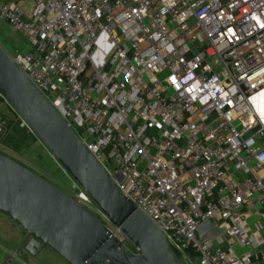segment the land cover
Wrapping results in <instances>:
<instances>
[{"label":"built area","instance_id":"obj_1","mask_svg":"<svg viewBox=\"0 0 264 264\" xmlns=\"http://www.w3.org/2000/svg\"><path fill=\"white\" fill-rule=\"evenodd\" d=\"M25 1L0 0V44L182 263L264 264V0ZM55 162L68 184L28 168L131 245Z\"/></svg>","mask_w":264,"mask_h":264},{"label":"water","instance_id":"obj_2","mask_svg":"<svg viewBox=\"0 0 264 264\" xmlns=\"http://www.w3.org/2000/svg\"><path fill=\"white\" fill-rule=\"evenodd\" d=\"M0 93L54 160L82 186L136 249L113 237L99 218L64 190L0 152V212L24 232L18 237L17 253L24 252L36 259L45 248H50L69 264H183L163 231L119 190L76 131L60 112L56 115L58 110L1 44ZM257 98L254 103L260 113ZM37 104L48 113L42 120L32 116ZM84 165H88L87 179L80 175Z\"/></svg>","mask_w":264,"mask_h":264},{"label":"rangeland","instance_id":"obj_3","mask_svg":"<svg viewBox=\"0 0 264 264\" xmlns=\"http://www.w3.org/2000/svg\"><path fill=\"white\" fill-rule=\"evenodd\" d=\"M32 4H33L32 0H27L23 3L22 7L25 10H29L30 8H32ZM1 35L5 39V43L3 42V44L5 46L9 45L11 49L12 48L15 49V47L19 45V43H22V38L19 35L12 33L8 29H3L1 31ZM5 48H7V46ZM257 102H258L259 110L262 112V116L261 114L260 116L264 120V92L258 95ZM0 107H1V112L4 115H6L7 118H9V121L10 120L12 121L11 132L9 133L8 137L4 141V147L9 151V152H5V154L15 159L16 161L20 162L21 164L25 165L26 167L33 166L36 170L37 169L42 170L47 175H50L56 178L61 184H68L69 182L67 178L65 177V175H63L60 172L57 166L54 165V166L48 167L46 165L41 164L36 159L38 153L36 152V145L34 142L35 140H37V144H39V141H38L39 138L36 136L37 139H35L33 135H31L32 137L30 139L27 137L28 136L27 130L30 127L25 123L23 118L18 113H15L14 112L15 110L12 109V106L7 103H2ZM33 138H34V141H33ZM1 152L3 153L4 151L1 150ZM17 157L23 162L18 160ZM188 180H189L188 177L184 178V182ZM129 246L134 251H136L135 247H133L132 245H129Z\"/></svg>","mask_w":264,"mask_h":264},{"label":"crops","instance_id":"obj_4","mask_svg":"<svg viewBox=\"0 0 264 264\" xmlns=\"http://www.w3.org/2000/svg\"><path fill=\"white\" fill-rule=\"evenodd\" d=\"M27 135L29 139L32 137L31 135L37 139L36 135L29 128ZM38 141L39 144H37V140L34 142L36 152L38 153L36 159L48 167L56 166V162L48 149L40 140ZM23 235V229L11 220L8 215L0 212V262L10 261L11 264H69L50 248H45L36 259L31 258L24 252L17 253L16 250L19 246L18 237H22Z\"/></svg>","mask_w":264,"mask_h":264},{"label":"clouds","instance_id":"obj_5","mask_svg":"<svg viewBox=\"0 0 264 264\" xmlns=\"http://www.w3.org/2000/svg\"><path fill=\"white\" fill-rule=\"evenodd\" d=\"M99 47V46H98ZM102 67V65H100ZM62 97H58L57 100L55 101L56 104H59L60 107H59V111L56 112V115L58 116L59 115V112L61 111H65L62 103ZM55 111V109H54ZM45 114L48 115L47 113V110L42 106V105H39L37 104L33 109H32V116L35 120H42L45 118ZM101 144L104 143V141H100ZM95 151V150H93ZM88 165H84L82 168H81V171H80V175L84 178V179H87L88 177ZM239 230V229H238ZM253 240H255V237H253Z\"/></svg>","mask_w":264,"mask_h":264},{"label":"trees","instance_id":"obj_6","mask_svg":"<svg viewBox=\"0 0 264 264\" xmlns=\"http://www.w3.org/2000/svg\"><path fill=\"white\" fill-rule=\"evenodd\" d=\"M8 124H9V133L11 132V128H12V121L10 120L9 122H8ZM9 133H8V135H9ZM8 135L6 136V138L8 137ZM5 138V139H6ZM5 139H4V141H5ZM4 143V142H3ZM192 253H195L194 251H192ZM195 256H196V254H194Z\"/></svg>","mask_w":264,"mask_h":264},{"label":"flooded vegetation","instance_id":"obj_7","mask_svg":"<svg viewBox=\"0 0 264 264\" xmlns=\"http://www.w3.org/2000/svg\"><path fill=\"white\" fill-rule=\"evenodd\" d=\"M0 39L5 43V39H4V37L3 36H0ZM7 46V48H9V49H11V47L9 46V45H6ZM13 49V48H12ZM30 167V166H29ZM30 168H32V169H35L33 166H31ZM36 170V169H35Z\"/></svg>","mask_w":264,"mask_h":264}]
</instances>
